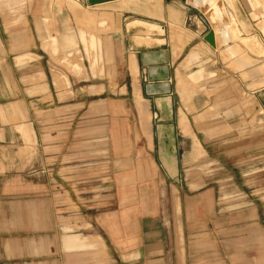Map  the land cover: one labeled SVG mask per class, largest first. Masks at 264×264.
Segmentation results:
<instances>
[{
    "label": "crops",
    "instance_id": "obj_1",
    "mask_svg": "<svg viewBox=\"0 0 264 264\" xmlns=\"http://www.w3.org/2000/svg\"><path fill=\"white\" fill-rule=\"evenodd\" d=\"M137 1L74 0L108 8L98 20L111 21L87 78L44 60L43 49L0 47V264H212L210 229L221 224L206 167L217 155L205 105H195L210 97L192 93L184 104L177 82L212 77L196 52L204 19L188 2L218 19L221 7ZM212 29L217 42L231 40L226 24ZM230 76L240 96L224 109L237 116L243 83L239 71ZM247 84L264 113V84ZM234 132L224 154L237 158Z\"/></svg>",
    "mask_w": 264,
    "mask_h": 264
},
{
    "label": "rangeland",
    "instance_id": "obj_2",
    "mask_svg": "<svg viewBox=\"0 0 264 264\" xmlns=\"http://www.w3.org/2000/svg\"><path fill=\"white\" fill-rule=\"evenodd\" d=\"M133 3L138 8L139 1ZM216 3L221 7L220 19L213 18L212 10L206 5L188 2L200 11L204 31L226 24L232 38L225 44L217 42L214 48L203 39L196 46V52L201 59L210 61L212 77L198 82L203 75L180 76L177 87L184 104L187 95L192 93L196 97L202 94L210 97L205 102L195 98L196 107L205 105L207 110L203 132L215 140L212 150L217 155V160L206 167L211 171L208 184L216 192L212 220L221 224L220 227L212 224L210 229L212 244L216 240L210 261L212 264H264V151L257 152L251 145L260 139L264 113L254 106L250 90L246 88L249 82L254 87L264 84L261 79L253 81L255 75L264 71V0H216ZM103 11L108 8L81 6L74 0H4L0 3V47L10 49L15 44L14 51L29 47L43 49L44 60L65 73L71 70L87 78L93 61L102 59L99 50L102 32L111 22L109 19L99 22L98 15ZM74 62H79V66L72 65ZM203 69L199 68L198 72ZM235 70L241 74L237 89L241 80L243 83L242 112L237 116L226 114L224 109L236 94L240 96L230 76ZM235 128L237 136L242 137L238 143L243 145L242 154L237 158L234 154H224L226 148L234 147L233 141L224 143V140L234 136Z\"/></svg>",
    "mask_w": 264,
    "mask_h": 264
},
{
    "label": "water",
    "instance_id": "obj_3",
    "mask_svg": "<svg viewBox=\"0 0 264 264\" xmlns=\"http://www.w3.org/2000/svg\"><path fill=\"white\" fill-rule=\"evenodd\" d=\"M88 4H97V3H102L110 0H85ZM168 1H173L176 2L182 6H185L187 0H168ZM204 40L211 45L212 47H216V39H215V34L214 30L211 28L207 31V33L204 35Z\"/></svg>",
    "mask_w": 264,
    "mask_h": 264
},
{
    "label": "bare ground",
    "instance_id": "obj_4",
    "mask_svg": "<svg viewBox=\"0 0 264 264\" xmlns=\"http://www.w3.org/2000/svg\"><path fill=\"white\" fill-rule=\"evenodd\" d=\"M187 1H188V0H187ZM213 30H214V29H213ZM214 34H215V39H216V32H215V30H214ZM216 43H217V40H216ZM225 43H227V42H225ZM225 43H224V44H225Z\"/></svg>",
    "mask_w": 264,
    "mask_h": 264
}]
</instances>
